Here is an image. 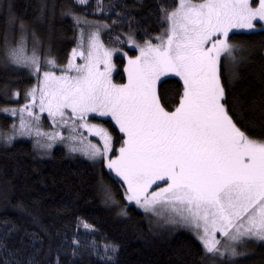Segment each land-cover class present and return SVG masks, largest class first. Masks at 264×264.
Masks as SVG:
<instances>
[{
	"label": "snow or ice",
	"instance_id": "snow-or-ice-1",
	"mask_svg": "<svg viewBox=\"0 0 264 264\" xmlns=\"http://www.w3.org/2000/svg\"><path fill=\"white\" fill-rule=\"evenodd\" d=\"M88 5L89 0H73L60 6L61 17L73 22L76 45L61 63L51 36L45 41L29 33L24 22L19 36L13 34L15 5L0 0L8 26L0 35V66L36 81L25 89L24 105L0 109L19 117L18 124L0 129V142L7 146L31 137L42 155L57 141L64 143L69 154L100 166L96 188L118 218L131 220L128 205L134 204L143 210L150 234L189 231L203 249L200 264H235L248 254L237 245L264 244V124L245 122L247 102L233 91L250 51L232 36L234 30L264 35V0H160L153 13L160 26L155 36L150 26L140 28L149 17L137 19L134 6L96 0L91 12L78 11ZM56 7L42 3L37 19L54 18ZM102 33L119 47L106 46ZM140 35L148 38L140 41ZM125 47L138 54L128 55ZM117 54L127 60L126 83L113 82ZM169 74L179 78L171 101L158 91ZM260 97L264 105V89ZM43 113L68 135L43 131ZM91 114L110 117L122 135L114 139L107 128L89 123ZM83 129L102 143L86 142ZM105 170L123 189L125 205L105 183ZM31 204V209L23 201L14 205L29 217V227L4 221L0 264H80L85 255L98 264H118V242L97 243L81 239L79 228L70 234L55 222L44 224L41 202Z\"/></svg>",
	"mask_w": 264,
	"mask_h": 264
},
{
	"label": "trees",
	"instance_id": "trees-1",
	"mask_svg": "<svg viewBox=\"0 0 264 264\" xmlns=\"http://www.w3.org/2000/svg\"><path fill=\"white\" fill-rule=\"evenodd\" d=\"M56 4L55 17L37 19L40 16L39 8L42 3ZM120 3L134 6L132 15L137 19L149 17L141 21L140 28L151 27L150 36L160 31V26L153 13L160 0H104L108 3ZM15 5L14 13L17 17L14 29L24 22L28 32H33L35 25L41 30V37L47 41L51 36L53 52L61 63L67 58L68 51L73 46V23L71 18L61 17L60 6L71 4L73 0H12ZM172 3V0H168ZM96 0H89L87 8H80L81 13L91 12ZM95 19L105 20L104 16H92ZM114 18V17H113ZM110 22V21H109ZM6 16L0 14V35L7 28ZM127 31V28L122 29ZM233 42H239L249 48L248 62L239 69V78L233 82V91L241 100L247 102L248 110L242 112L245 122L259 128L264 124V105L260 103V93L264 89V35L243 34L244 31H235ZM231 35V34H230ZM109 43V36L103 35ZM148 37L137 36L142 41ZM130 55L135 51L125 47ZM125 57L120 54L114 56L116 71L115 82H123L125 74L123 64ZM166 81L163 86L158 85V91L166 95L171 101L178 77L169 74L162 78ZM10 82V83H9ZM33 82L26 72H14L0 66V108L13 103L12 93H21L27 85ZM8 83L5 90L4 85ZM113 135L114 139L121 136L119 129L109 118H97ZM10 118L0 112V129H7ZM119 143L115 144V147ZM100 173V166L93 164L80 156L66 153L62 146L53 147L48 155L41 156L33 148L32 141L19 138L12 144L5 146L0 143V231H3L5 220L13 221L29 227L31 221L27 215L14 209L18 201H23L31 209L32 201L41 202L42 220L44 224L55 222L61 228H67L71 234L79 228L81 239L97 243L114 240L120 244L118 264H200L203 249L193 235L184 229L171 231L154 230L148 232L147 218L143 211L135 205H128L131 220L117 217V210L106 207L96 188V180ZM114 176V174H112ZM104 180L111 186L115 199L125 205L123 189L104 171ZM154 219V218H153ZM79 220V224H78ZM84 224L91 226L95 231L86 230ZM20 235H23L21 233ZM19 236L15 237L19 240ZM241 251L247 255L238 257L235 264H264V244L249 242ZM80 264H98L95 258L87 255ZM206 264H214L207 261Z\"/></svg>",
	"mask_w": 264,
	"mask_h": 264
},
{
	"label": "rangeland",
	"instance_id": "rangeland-1",
	"mask_svg": "<svg viewBox=\"0 0 264 264\" xmlns=\"http://www.w3.org/2000/svg\"><path fill=\"white\" fill-rule=\"evenodd\" d=\"M87 19H89V20H92V19H95V18H92V17H87ZM72 21V20H71ZM73 23V22H72ZM35 33H37V35H39V36H41V30L39 29V26L38 25H35V28H34V30H33ZM234 31H239V30H234ZM240 31H245V30H240ZM12 32H13V34L14 35H16L17 37L19 36V27H17V28H13L12 29ZM29 33H31V31H29ZM160 34V31L157 33V34H155V35H159ZM103 35H104V33H102V35H101V39H102V41L105 43V45L106 46H108V47H113V46H111V45H109L106 41H105V39H104V37H103ZM154 35V36H155ZM154 43L156 42L155 40L153 41ZM76 45H75V41H74V43H73V46L71 47V49L73 48V47H75ZM129 48V47H128ZM71 49L68 51V54H67V56L70 54V52H71ZM124 51L125 52H127L128 53V55H130V53L128 52V50L127 49H125L124 48ZM136 54H138L137 52H134L132 55H136ZM131 56V55H130ZM67 62V58H66V60L64 61V63H66ZM113 62H114V57H113ZM77 63H80V61L79 60H77ZM127 63V60H126V58H125V60H124V64H123V69H124V66H125V64ZM115 71H116V68L114 69V71H113V76H112V78H113V82L114 83H117V82H115V80H114V73H115ZM124 72V71H123ZM124 74H125V79H124V81L123 82H119V83H126L127 82V74L124 72ZM36 83V81L33 79V82H31L30 83V85H27V87L26 88H28V87H31L32 85H34ZM25 88V89H26ZM25 89L21 92V93H19V97H17V98H14L13 96H12V99L14 100L13 101V103L11 104V105H7V106H4V107H1L0 109H3V108H19V107H21L22 105H24L25 103H26V101L24 100V91H25ZM1 113H3V114H5L7 117H9L10 118V122H9V125H8V127L9 126H11L13 123H16V124H18L19 123V117L17 116V117H12L10 114H8V113H4V112H2V111H0ZM41 115V123H42V130L43 131H53V130H56V131H60L61 132V134L62 135H64V136H67L68 135V131L66 130V129H54L53 128V126H52V124H51V121H50V119L47 117V113H43V114H40ZM94 117H97V118H109L110 120H111V118L110 117H99L98 116V114H91L90 115V117H89V123H91V124H97V125H101V126H103L104 127V125L101 123V122H98V121H96V120H94L93 118ZM112 121V120H111ZM113 123H114V125H115V122L114 121H112ZM116 126V125H115ZM7 127V128H8ZM117 127V126H116ZM105 128V127H104ZM118 128V127H117ZM81 134H82V136L86 139V142L87 141H91L93 144H100V143H102L100 140H99V138L98 137H96L94 134H89V132H88V130L87 129H83V130H81ZM19 138H24V139H29V140H31L32 141V144H33V138H31V137H19ZM19 138H17V139H19ZM0 143H2V142H0ZM55 146H62L64 149H65V151H66V153L67 154H69L68 153V151H67V149H66V147H65V144L64 143H61V142H59V141H57L54 145H53V147H55ZM52 147V148H53ZM119 146H117L116 148H118ZM49 153V152H48ZM48 153L47 154H44V155H42V154H39V155H41V156H46V155H48ZM38 154V153H37ZM69 155H72V154H69ZM75 156H80V157H83V158H85V159H87L86 157H84L83 155H81V154H79V153H77V154H74ZM74 155H72V156H74ZM134 205V204H133ZM139 209V208H138ZM139 210H142V209H139ZM143 211V210H142ZM218 237H219V234H218ZM237 248H238V250H242V249H244L245 248V246H242V245H237Z\"/></svg>",
	"mask_w": 264,
	"mask_h": 264
}]
</instances>
